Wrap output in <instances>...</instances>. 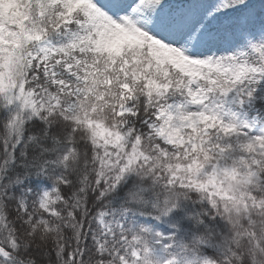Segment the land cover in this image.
Here are the masks:
<instances>
[{"label":"snow or ice","instance_id":"snow-or-ice-1","mask_svg":"<svg viewBox=\"0 0 264 264\" xmlns=\"http://www.w3.org/2000/svg\"><path fill=\"white\" fill-rule=\"evenodd\" d=\"M0 264H264V0H0Z\"/></svg>","mask_w":264,"mask_h":264}]
</instances>
